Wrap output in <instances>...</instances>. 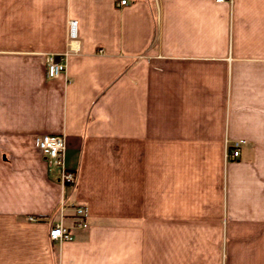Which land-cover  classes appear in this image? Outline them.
<instances>
[{"label":"crops","instance_id":"0c3cea01","mask_svg":"<svg viewBox=\"0 0 264 264\" xmlns=\"http://www.w3.org/2000/svg\"><path fill=\"white\" fill-rule=\"evenodd\" d=\"M120 1L0 0V264H264V0Z\"/></svg>","mask_w":264,"mask_h":264},{"label":"built area","instance_id":"2783aa9c","mask_svg":"<svg viewBox=\"0 0 264 264\" xmlns=\"http://www.w3.org/2000/svg\"><path fill=\"white\" fill-rule=\"evenodd\" d=\"M224 0H216L220 3ZM127 0L119 2L120 6H126ZM81 51L80 40L78 36V24L76 20L68 22V44L66 50L58 56H51L47 60L46 74L49 79H56L65 74L68 61L71 57L78 55ZM56 57V59H55ZM37 148L41 151L48 163L60 170V183L62 185L74 186L77 176L74 172L68 171L64 166L65 144L63 135H42L35 139ZM240 155L239 144L236 143L226 154V157L238 158ZM77 228H87V211L84 206H78L75 209ZM32 220V219H31ZM49 239L53 243L62 241H72L74 239L70 230L58 224L49 232Z\"/></svg>","mask_w":264,"mask_h":264},{"label":"rangeland","instance_id":"374dc122","mask_svg":"<svg viewBox=\"0 0 264 264\" xmlns=\"http://www.w3.org/2000/svg\"><path fill=\"white\" fill-rule=\"evenodd\" d=\"M226 154H228V152H226ZM60 171V170H59Z\"/></svg>","mask_w":264,"mask_h":264}]
</instances>
